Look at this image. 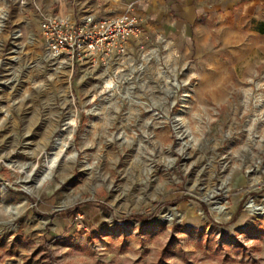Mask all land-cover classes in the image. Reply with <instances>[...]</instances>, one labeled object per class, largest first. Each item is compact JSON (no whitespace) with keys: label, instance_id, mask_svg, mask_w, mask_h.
Wrapping results in <instances>:
<instances>
[{"label":"rangeland","instance_id":"obj_1","mask_svg":"<svg viewBox=\"0 0 264 264\" xmlns=\"http://www.w3.org/2000/svg\"><path fill=\"white\" fill-rule=\"evenodd\" d=\"M133 1L0 0V264H264V0H153L125 55L48 48L44 18Z\"/></svg>","mask_w":264,"mask_h":264},{"label":"built area","instance_id":"obj_2","mask_svg":"<svg viewBox=\"0 0 264 264\" xmlns=\"http://www.w3.org/2000/svg\"><path fill=\"white\" fill-rule=\"evenodd\" d=\"M138 1V0H136ZM136 1L121 13L96 19H78L70 14L52 15L42 22L48 48L61 57L97 54L103 59L125 55L133 39L143 35L147 16L137 12ZM80 215L78 225L83 227Z\"/></svg>","mask_w":264,"mask_h":264},{"label":"crops","instance_id":"obj_3","mask_svg":"<svg viewBox=\"0 0 264 264\" xmlns=\"http://www.w3.org/2000/svg\"><path fill=\"white\" fill-rule=\"evenodd\" d=\"M136 1V0H135ZM153 0H148L146 3H142L138 6L137 12L138 14L145 16L146 15V11H147V5L149 6V4L152 2ZM187 3H189L190 0H185ZM134 2V1H133Z\"/></svg>","mask_w":264,"mask_h":264},{"label":"trees","instance_id":"obj_4","mask_svg":"<svg viewBox=\"0 0 264 264\" xmlns=\"http://www.w3.org/2000/svg\"><path fill=\"white\" fill-rule=\"evenodd\" d=\"M153 216H154V213L151 215H147V216L134 214V215H130L128 218H136V219H139L142 221H146V220H149L150 218H152Z\"/></svg>","mask_w":264,"mask_h":264},{"label":"bare ground","instance_id":"obj_5","mask_svg":"<svg viewBox=\"0 0 264 264\" xmlns=\"http://www.w3.org/2000/svg\"><path fill=\"white\" fill-rule=\"evenodd\" d=\"M225 34L227 35L228 33L227 32H224V35ZM111 85H112L111 83H107L106 88H111Z\"/></svg>","mask_w":264,"mask_h":264}]
</instances>
